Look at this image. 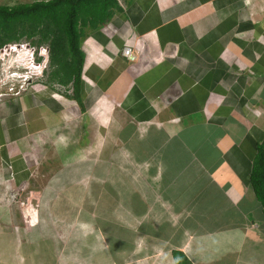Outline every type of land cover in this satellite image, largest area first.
<instances>
[{
  "label": "crops",
  "instance_id": "0c3cea01",
  "mask_svg": "<svg viewBox=\"0 0 264 264\" xmlns=\"http://www.w3.org/2000/svg\"><path fill=\"white\" fill-rule=\"evenodd\" d=\"M119 6L81 42L78 99L0 101V221L23 217L5 181L48 176L38 225H0V264H264V0Z\"/></svg>",
  "mask_w": 264,
  "mask_h": 264
},
{
  "label": "trees",
  "instance_id": "16d2710c",
  "mask_svg": "<svg viewBox=\"0 0 264 264\" xmlns=\"http://www.w3.org/2000/svg\"><path fill=\"white\" fill-rule=\"evenodd\" d=\"M120 10L118 0H36L0 5V47L27 39L50 49L48 81L72 86L78 99L83 53L80 45L90 30L105 25ZM249 184L264 215V140L257 145ZM174 264H191L180 251Z\"/></svg>",
  "mask_w": 264,
  "mask_h": 264
},
{
  "label": "built area",
  "instance_id": "2783aa9c",
  "mask_svg": "<svg viewBox=\"0 0 264 264\" xmlns=\"http://www.w3.org/2000/svg\"><path fill=\"white\" fill-rule=\"evenodd\" d=\"M122 54L128 60L134 59V53L130 47H124ZM49 64L50 49L45 44L33 45L29 41L20 40L2 45L0 47V101L23 97L29 91H49L53 97L61 98L60 91L63 87L59 84L49 86L45 82ZM33 174L38 175V172ZM30 177L20 189H15L17 195L20 192L16 196L15 204L26 211L25 216L33 214L32 210H28V201H25V198L29 199L33 192ZM5 185L9 190L15 188L13 178L7 180Z\"/></svg>",
  "mask_w": 264,
  "mask_h": 264
},
{
  "label": "rangeland",
  "instance_id": "374dc122",
  "mask_svg": "<svg viewBox=\"0 0 264 264\" xmlns=\"http://www.w3.org/2000/svg\"><path fill=\"white\" fill-rule=\"evenodd\" d=\"M32 1H36V0H0V5H13V4H18V3H29ZM25 39V38H23ZM27 40V39H26ZM28 41V40H27ZM48 73L49 70L47 72L46 75V79L48 78ZM48 80V79H47ZM47 80H45V82L47 83ZM31 179V189L33 190V192L30 194L29 199L25 198V201H28L29 205H28V210H32V212H30V214H32L31 216L26 215L25 210H21L23 211V217L21 216V222L19 221V225H5L3 223V221H0V225L4 226L6 228L9 229V233H12L15 229V227H17V229L24 231V232H28L31 231V229H34L38 223H39V212H40V205H41V190L43 189V187L45 186L48 176L43 174V173H38V175L34 174L32 175V177H30ZM43 191V190H42ZM17 191H15L14 195L18 196L20 194L17 195L16 194ZM13 194V193H11ZM15 201H17V198L15 199ZM18 206V204H17ZM16 206V207H17ZM18 209V208H17ZM19 212V211H18Z\"/></svg>",
  "mask_w": 264,
  "mask_h": 264
},
{
  "label": "clouds",
  "instance_id": "9594fccd",
  "mask_svg": "<svg viewBox=\"0 0 264 264\" xmlns=\"http://www.w3.org/2000/svg\"><path fill=\"white\" fill-rule=\"evenodd\" d=\"M119 1V3H120V0H118ZM21 40H26V39H21ZM27 41V40H26ZM14 42V41H13ZM45 45H47V44H45ZM48 46V45H47ZM49 71H50V64H49ZM49 74V73H48ZM48 79V78H47ZM46 79V80H47ZM47 84H49V85H53V84H57V83H50L48 80H47ZM60 85V84H59ZM62 86V85H61ZM63 88H62V90L60 91V93H61V98L60 99H62V93H63V91H67V88L68 87H65V86H62ZM69 92H71V91H69ZM53 97V96H52ZM56 98V97H55ZM3 100H5V99H3ZM2 101V100H1ZM6 182V181H5ZM5 184V183H4ZM14 185V184H13ZM15 187V186H14ZM5 188H6V185H5ZM14 189V190H13ZM13 189H7L6 188V190H7V192H10V191H16L15 190V188H13Z\"/></svg>",
  "mask_w": 264,
  "mask_h": 264
}]
</instances>
